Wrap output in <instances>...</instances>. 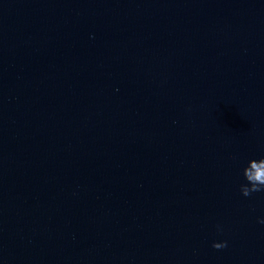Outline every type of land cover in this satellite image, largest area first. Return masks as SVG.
I'll list each match as a JSON object with an SVG mask.
<instances>
[{
  "label": "water",
  "instance_id": "water-1",
  "mask_svg": "<svg viewBox=\"0 0 264 264\" xmlns=\"http://www.w3.org/2000/svg\"><path fill=\"white\" fill-rule=\"evenodd\" d=\"M261 157L264 0H0V264H264Z\"/></svg>",
  "mask_w": 264,
  "mask_h": 264
},
{
  "label": "clouds",
  "instance_id": "clouds-1",
  "mask_svg": "<svg viewBox=\"0 0 264 264\" xmlns=\"http://www.w3.org/2000/svg\"><path fill=\"white\" fill-rule=\"evenodd\" d=\"M243 176L247 181L240 185V192L243 196L248 197L252 193L264 192V157L249 159L243 168ZM258 222L264 224V218H260ZM217 229L221 230L219 225ZM212 247L218 250L225 248L227 241H213Z\"/></svg>",
  "mask_w": 264,
  "mask_h": 264
}]
</instances>
